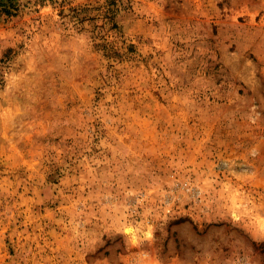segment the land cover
I'll return each mask as SVG.
<instances>
[{"label":"rangeland","instance_id":"374dc122","mask_svg":"<svg viewBox=\"0 0 264 264\" xmlns=\"http://www.w3.org/2000/svg\"><path fill=\"white\" fill-rule=\"evenodd\" d=\"M0 264H264V0H0Z\"/></svg>","mask_w":264,"mask_h":264},{"label":"bare ground","instance_id":"6f19581e","mask_svg":"<svg viewBox=\"0 0 264 264\" xmlns=\"http://www.w3.org/2000/svg\"><path fill=\"white\" fill-rule=\"evenodd\" d=\"M128 232L132 235L133 241H135L136 240V237H135L134 230L132 228H129L128 229Z\"/></svg>","mask_w":264,"mask_h":264}]
</instances>
